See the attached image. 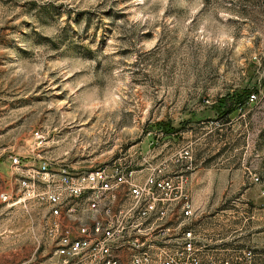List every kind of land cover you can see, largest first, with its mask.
I'll return each mask as SVG.
<instances>
[{"label": "rangeland", "instance_id": "374dc122", "mask_svg": "<svg viewBox=\"0 0 264 264\" xmlns=\"http://www.w3.org/2000/svg\"><path fill=\"white\" fill-rule=\"evenodd\" d=\"M113 161L165 164L218 260L264 264V0H0V264H60L24 171Z\"/></svg>", "mask_w": 264, "mask_h": 264}, {"label": "built area", "instance_id": "2783aa9c", "mask_svg": "<svg viewBox=\"0 0 264 264\" xmlns=\"http://www.w3.org/2000/svg\"><path fill=\"white\" fill-rule=\"evenodd\" d=\"M148 169L144 179H136L135 170L124 171L117 161L59 173L49 172L44 162L24 171L18 182L29 198L48 205V233L60 264H233L202 254L198 213L184 179L167 175L162 163H149ZM234 258L241 264L253 253L241 250Z\"/></svg>", "mask_w": 264, "mask_h": 264}, {"label": "crops", "instance_id": "0c3cea01", "mask_svg": "<svg viewBox=\"0 0 264 264\" xmlns=\"http://www.w3.org/2000/svg\"><path fill=\"white\" fill-rule=\"evenodd\" d=\"M198 221V224H196L198 226V228L201 226V222L199 219L196 220ZM201 237V244L204 245V247L202 248V254L207 258V257H216L219 254V244L217 240H213V236L211 235L210 238V242L208 243L200 234ZM218 259V257H216ZM261 261V259H260ZM257 264H261L260 262H258Z\"/></svg>", "mask_w": 264, "mask_h": 264}, {"label": "trees", "instance_id": "16d2710c", "mask_svg": "<svg viewBox=\"0 0 264 264\" xmlns=\"http://www.w3.org/2000/svg\"><path fill=\"white\" fill-rule=\"evenodd\" d=\"M254 92H258V91H257V90L252 91V92L249 94L248 99H250V96H251Z\"/></svg>", "mask_w": 264, "mask_h": 264}]
</instances>
